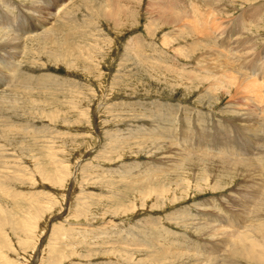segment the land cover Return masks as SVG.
<instances>
[{
  "label": "rangeland",
  "instance_id": "obj_1",
  "mask_svg": "<svg viewBox=\"0 0 264 264\" xmlns=\"http://www.w3.org/2000/svg\"><path fill=\"white\" fill-rule=\"evenodd\" d=\"M201 1L0 0V264H264V122L222 75L262 74L264 0Z\"/></svg>",
  "mask_w": 264,
  "mask_h": 264
},
{
  "label": "bare ground",
  "instance_id": "obj_2",
  "mask_svg": "<svg viewBox=\"0 0 264 264\" xmlns=\"http://www.w3.org/2000/svg\"><path fill=\"white\" fill-rule=\"evenodd\" d=\"M201 0H199V2H200ZM211 1V0H210ZM213 1L214 0H212V2L211 3H213ZM230 1V0H229ZM232 1H235V0H232ZM238 2L240 1V0H237ZM236 1V2H237ZM68 2V1H67ZM67 2H64V3H62V5L60 6V8H58V11H59V9H61V8H63V6L67 3ZM197 2H198V0H192V3L194 4V5H196L197 4ZM208 3V4H210V2H208V0H206L205 1V3ZM216 2H218V3H220L219 2V0L218 1H216ZM222 2V1H221ZM200 3H202V1L200 2ZM235 2H233L232 4H234ZM246 4H248V3H242V5H246ZM194 5H192V6H194ZM205 5V4H204ZM207 5V4H206ZM200 6V5H199ZM207 6H209V5H207ZM212 6V4L210 5V8H212L211 7ZM201 7H202V5H201ZM251 7V6H250ZM193 8V7H192ZM194 9L196 10V8L194 7L193 8V13H194ZM204 9V8H203ZM206 9V8H205ZM246 9V8H245ZM197 10L199 11V7L197 8ZM197 11V12H198ZM196 12V11H195ZM207 12V11H206ZM215 12H216V10H215ZM222 12H223V10H222ZM226 12V11H225ZM257 12L258 13H256V10L253 12V13H251V14H253V16H255L254 18L255 19H257L259 16H260V14H262V12H263V10L262 9H259V10H257ZM261 12V13H260ZM199 13V12H198ZM201 13V12H200ZM203 13V12H202ZM208 13V12H207ZM212 13H214V11H212ZM195 14V13H194ZM211 14V13H210ZM209 14V15H210ZM217 14V13H216ZM219 14V13H218ZM225 14V13H224ZM206 15V14H205ZM208 15V14H207ZM221 15V14H220ZM220 15H219V18H220ZM227 15V14H226ZM196 16V15H195ZM198 16V15H197ZM212 16V15H211ZM201 17V16H200ZM206 17V16H205ZM214 17V16H213ZM204 18V17H203ZM212 18V17H211ZM205 19V18H204ZM221 19V18H220ZM203 20V19H202ZM264 19H263V17L260 19V20H257V22H258V24H256L255 25V27L256 28H258L259 26H260V24H261V22L263 21ZM193 21V20H192ZM260 21V22H259ZM187 22H188V20H187ZM186 22V23H187ZM199 22V21H198ZM226 22V21H225ZM183 23H185V22H183ZM197 23V22H196ZM190 24V23H189ZM208 24V23H207ZM248 25V24H247ZM188 26V25H187ZM212 26H213V24H212ZM239 26H240V31L239 32H237V33H233V34H231L230 36H229V40H232L233 38H234V36H236L237 37V39H238V36L240 35V33L242 34H244V30L245 29H243L244 27L246 28V26H245V23L244 22H241L240 24H239ZM206 27V26H205ZM211 28V27H210ZM249 28V27H248ZM42 29V28H41ZM213 29V28H212ZM223 29V28H222ZM256 30V29H255ZM261 30V29H260ZM199 31V30H198ZM249 32V31H248ZM24 33H26V34H28V30L27 31H25ZM33 33H36V32H34V31H31V32H29V35L31 36V35H35V34H33ZM199 33H200V31H199ZM222 33V32H221ZM245 33H246V31H245ZM25 34V35H26ZM198 34V33H197ZM202 34V33H201ZM226 34V33H225ZM44 36V35H43ZM208 36V35H207ZM206 36V37H207ZM254 36V35H253ZM259 36H261V35H259ZM259 36H256V37H259ZM197 37V36H196ZM205 37V36H204ZM209 37H210V34H209ZM212 37H215V36H212ZM211 37V38H212ZM221 37V36H220ZM242 37V36H241ZM256 37H252V38H250L248 41H246L247 43H248V45L247 46H245L244 48H241L242 49V51H241V57H240V59H243L244 57H250L249 56V54H250V51L252 50H254L255 48H256V46H257V44H255V43H251V41H252V39H254V42H255V39H256V41H257V39L258 38H256ZM260 38V37H259ZM19 40V42H21V38L19 37L18 38ZM199 39V38H198ZM212 39H215V38H212ZM220 39V38H219ZM16 40V39H15ZM46 40V39H45ZM49 40H51V39H49ZM49 40H47V41H49ZM235 40V39H234ZM202 41V40H201ZM206 41H207V39H206ZM209 41H211V40H209ZM213 41V40H212ZM216 41H217V39H216ZM243 41H245V39H242V42ZM19 42H17V41H15V43H13V40L11 39L10 41L9 40H6V45H8L9 47L11 46L12 47V49L13 50H18L19 49ZM215 42V41H214ZM47 43V42H46ZM206 43V42H205ZM223 43V42H222ZM241 42H240V38L238 39V44L240 45V46H242L241 44H240ZM215 44V43H214ZM56 45V44H55ZM227 45H228V40H226V42H224V49L223 50H221V48H220V53L224 56V58L226 59H228V61L230 60V58H228L229 56H228V54H230L231 55V53H233V52H227L226 50H227ZM43 46V45H42ZM206 46V45H205ZM208 46V45H207ZM212 46V45H211ZM8 47V48H9ZM3 48V47H2ZM7 48V47H6ZM214 48V47H213ZM233 48V47H232ZM231 48V49H232ZM5 49V48H4ZM212 49V48H211ZM211 49H209L210 51H211ZM216 50H218L217 48H215ZM230 49V50H231ZM235 49V48H234ZM237 49V48H236ZM239 49H240V47H239ZM206 50V49H205ZM229 50V49H228ZM201 51V50H200ZM213 51H215L214 49H213ZM232 51V50H231ZM203 52H205V51H203ZM217 52V51H216ZM216 52H215V54H216ZM238 52V51H237ZM237 52H235V54H237ZM6 53V52H5ZM13 53H14V51H13ZM20 53H22V51L20 52ZM19 53V54H20ZM208 53V52H207ZM211 53V52H210ZM219 52H218V54L219 55H221ZM252 53V52H251ZM258 53V52H257ZM253 54V53H252ZM255 54V53H254ZM17 55V54H16ZM203 55H205V54H203ZM202 55V56H203ZM222 55L220 56V57H222ZM240 55V54H239ZM238 55V56H239ZM248 55V56H247ZM236 56V55H235ZM234 56V57H235ZM0 57H2V55L0 56ZM14 57V56H13ZM17 57V56H16ZM20 57V56H19ZM204 57V56H203ZM209 57V55L207 56V58ZM214 57V56H213ZM231 57H233V56H231ZM233 57V58H234ZM6 58V57H5ZM5 58L3 59L4 61H6L5 60ZM205 58V57H204ZM223 58V57H222ZM222 58H220V60L222 61ZM237 58V57H236ZM211 59V58H210ZM215 59V58H214ZM225 59H224V61H225ZM226 59V60H227ZM252 59V58H251ZM13 58H10V61H9V65H13ZM245 60V59H244ZM224 61H222V62H219V63H223ZM228 61H226L227 63H225L226 64V66H228V64H229V62ZM234 61V60H233ZM236 61V60H235ZM246 61V60H245ZM237 62V61H236ZM236 62H234V63H236ZM218 63V64H219ZM231 63H233V62H231ZM238 63V62H237ZM236 63V64H237ZM242 63V62H241ZM240 63V64H241ZM245 62H243L242 64H244ZM15 64V63H14ZM224 64V63H223ZM222 64V65H223ZM246 64V63H245ZM244 64V65H245ZM2 65H4L5 66V64H3L1 61H0V68H2ZM7 66V65H6ZM216 66V68H218L217 66V64L215 65ZM231 66V65H230ZM239 66V65H238ZM237 66V67H238ZM221 67V66H220ZM229 67V66H228ZM231 67H233V66H231ZM12 68H13V66H8V68L7 69H5V72H10L11 70H12ZM239 68V67H238ZM220 69V68H219ZM224 70L226 69V68H223ZM229 69V68H228ZM237 69V68H236ZM211 70V69H210ZM230 70L232 71L233 69L232 68H230ZM239 70H241V69H239ZM206 71V70H205ZM215 71V70H214ZM226 71V70H225ZM224 71V72H225ZM242 71H244V69L242 70ZM241 71V72H242ZM207 72V71H206ZM223 71L222 72H220V73H224ZM229 72V71H228ZM228 72H227V74H228ZM234 72V71H233ZM238 72V71H237ZM256 72H258V70L256 71ZM239 73V72H238ZM10 74V73H9ZM226 73L225 74H222V75H224V77H225V79H227V80H229V81H231V82H233L234 84H232V86L233 87H237V88H235L236 89V92L238 93L239 91H241V92H239L240 94H246L247 95V97H249V95H251L253 98V100H254V102H256V103H254V102H252V104L254 103V108H252L249 112H248V114H251V115H254L256 118H258V119H260L258 122H260V123H262V122H264V113H262V111H264V93L261 95L260 93H259V91H262V92H264V81H258L257 80V78H258V76H260V75H262V77L264 76V69H263V72H262V74H257V75H255V73H254V75H252L250 78L251 79H253V77H255V79L254 80H252V82L250 81V79H248V80H246V83H244V82H239L238 80H232V77H230L229 75L230 74H232V73H230L229 75H228V77L226 76L227 75ZM241 74H243V73H241ZM220 75V74H219ZM221 75V76H222ZM237 76H239V75H237ZM245 77V76H244ZM243 76H242V78H244ZM257 77V78H256ZM236 77H234V79H235ZM238 78V77H237ZM242 78H241V80H242ZM8 80V78H6V81ZM240 80V81H241ZM229 81H227V83L229 82ZM222 82V81H221ZM230 82V83H231ZM4 83V82H3ZM213 83V82H212ZM214 84V83H213ZM217 84V83H216ZM0 85H3V87H10V86H12V83H11V81H8V82H6L5 84H1L0 83ZM219 86V85H218ZM220 87V86H219ZM232 88V87H231ZM226 91H228V89L227 90H225V92ZM231 93V92H230ZM5 94V93H4ZM228 94V93H227ZM236 94V93H235ZM230 95V94H229ZM245 95V96H246ZM237 96V95H236ZM230 97L232 98V95H230ZM234 97V96H233ZM234 99V98H233ZM251 99V100H252ZM22 102V101H21ZM26 108V107H25ZM246 110H248V109H246ZM245 114V113H244ZM245 118V117H244ZM253 118V117H252ZM247 119V118H246ZM245 119V120H246ZM260 123H257V124H254V126H250V129H254V127L255 126H257L258 128H261L260 127ZM253 125V124H252ZM238 129H241V128H239L238 127ZM172 130V129H171ZM167 132H168V130H167ZM172 132V131H171ZM173 136V135H172ZM167 138V137H166ZM163 139V138H162ZM194 141V140H193ZM197 142V141H196ZM197 145H199V146H204L203 144H204V142L203 141H200V142H198V143H196ZM238 144V143H237ZM248 145H251V144H241L240 142H239V147L240 148H246L245 149V152H246V155H243V156H241L242 158H237V162L238 163H240V164H242V166L243 167H246L247 169V171L249 172V170L251 169V168H255V169H257V171H258V167H253L252 165L254 164V162H256V160L257 159H252V156L254 155V153L255 154H257V155H260L261 154V157H260V159L262 158V159H264V150H261V153H260V150H258V149H260L261 147L260 146H258L257 144H255V143H253V146L254 147H248V149H247V146ZM256 145V146H255ZM205 147L206 146H204V150L205 151H213L214 153H218V154H223V153H221V151L222 150H219L218 148H215L214 146H212V147H210V148H208V146H207V149H205ZM224 149L227 147V144L225 143V144H223V146H222ZM256 147V148H255ZM216 149H217V152H215L216 151ZM237 150V147H234L233 145H232V154L235 152ZM207 151V152H208ZM224 151V150H223ZM201 152V151H200ZM201 153H204L203 151L201 152ZM239 153H241V152H239ZM247 153H252V156H248L247 155ZM237 157V156H236ZM251 157V158H250ZM255 157V156H254ZM258 158V157H257ZM257 165V164H256ZM256 171V170H255ZM261 175V174H260ZM264 175V174H263ZM245 177V176H244ZM249 178H250V176H248ZM247 177V178H248ZM246 178V179H247ZM262 178V177H261ZM261 180V179H260ZM264 180V179H263ZM253 182V181H252ZM260 184H262L261 182H260ZM254 186H258V184L255 182L254 183ZM253 186V187H254ZM260 187V186H259ZM263 187H264V185H263ZM230 217V216H229ZM228 219H230V220H233V218H228ZM226 223V222H225ZM218 225H220L221 226V224L219 223ZM223 226H225L226 228H233L234 230H237V228L239 229V230H243V228H242V226L244 227V228H246L247 229V227L248 226H244L245 225V222H240V223H237L235 220H233V221H231V224L229 223L228 225H224V224H222ZM236 225V226H235ZM217 226V225H216ZM219 228V227H218ZM221 228V227H220ZM217 229V228H216ZM258 228H254L252 231H250L249 230V228H248V231L249 232H256V231H258L257 230ZM261 230V229H260ZM259 232V231H258ZM261 232H263V230L261 231ZM242 233V232H241ZM244 233V232H243ZM257 233V232H256ZM263 234V233H262ZM261 234V235H262ZM245 237V236H244ZM256 237H258V236H256ZM251 238V237H250ZM240 239V238H239ZM241 240V239H240ZM251 245V244H250ZM245 245L244 244H240V246L238 247V249H240L241 247H244ZM236 247V246H235ZM236 250H234V252L231 254V255H237V252H235ZM238 251V250H237ZM242 253V252H241ZM251 253V252H250ZM242 255V254H241ZM240 255V256H241ZM240 256H238V257H240ZM232 263V260L230 261V263L229 264H231ZM233 263H236V262H233ZM232 263V264H233Z\"/></svg>",
  "mask_w": 264,
  "mask_h": 264
}]
</instances>
